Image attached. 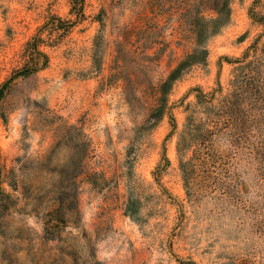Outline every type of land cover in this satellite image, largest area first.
<instances>
[{"label":"rangeland","instance_id":"rangeland-1","mask_svg":"<svg viewBox=\"0 0 264 264\" xmlns=\"http://www.w3.org/2000/svg\"><path fill=\"white\" fill-rule=\"evenodd\" d=\"M245 56L255 91L226 128L197 95L217 104ZM2 88L3 186L20 201L1 212L0 264H264V0H0ZM53 149L40 196L83 158L78 215L48 236L10 176Z\"/></svg>","mask_w":264,"mask_h":264},{"label":"trees","instance_id":"trees-1","mask_svg":"<svg viewBox=\"0 0 264 264\" xmlns=\"http://www.w3.org/2000/svg\"><path fill=\"white\" fill-rule=\"evenodd\" d=\"M258 52V45L254 44L251 46L250 50L247 52V56L252 53ZM200 52L194 51L186 56L179 65L170 73L166 81L162 85V90L165 92L169 85L174 79H176L182 70L191 62L198 60L200 58ZM244 58L238 60L239 65L235 68V75L232 79V90L222 98L214 103L216 97V92L203 93L200 92L197 95L198 105L207 112H215L217 109V114L220 119L216 123L224 126L226 128L233 127L239 129L243 123L244 110L241 107V101L246 98L247 95H252L255 91L254 87V76L257 71L256 61L253 59ZM23 74L28 72V69L23 70ZM7 83L4 84V86ZM4 90L0 89V100L3 97ZM189 122L187 124V130L183 136V142L185 143L188 139H193L195 136V131L198 126L195 124L194 114L188 117ZM78 130L76 126L72 125H62L60 126L58 133V142L54 146L57 147L61 141L67 138V135L71 132ZM80 139H77V145L81 147V152L86 150V141L83 140V133H79ZM48 152L46 155L39 159H28L22 163L20 169L23 178H19L14 170H11L10 180L14 181L11 183L12 189L16 192L19 188H22V193L27 199L24 202V209L31 207L33 211L44 214V224H45V235L55 236L59 232V228L62 225H66L72 221L74 214L78 215V178L81 173V161L83 158V153L77 158H73L70 163L64 165L61 170V176L59 182L53 186L44 196H40L42 193L41 187L37 185L36 178L39 173H51L52 169L49 168L48 161L52 155V152ZM1 160V155H0ZM9 179V176H7ZM5 182V171L0 162V225L4 223L6 215H2V211L5 209L10 211V209L15 208L16 204L19 203L20 198L18 196L12 195L6 192L3 186ZM50 193V194H49Z\"/></svg>","mask_w":264,"mask_h":264}]
</instances>
